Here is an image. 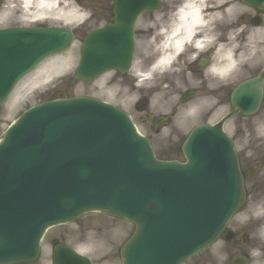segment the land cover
<instances>
[{
  "label": "flooded vegetation",
  "instance_id": "obj_1",
  "mask_svg": "<svg viewBox=\"0 0 264 264\" xmlns=\"http://www.w3.org/2000/svg\"><path fill=\"white\" fill-rule=\"evenodd\" d=\"M251 4H246L242 0H219L217 6L220 14L217 18L207 20L211 22L214 29L208 32V28L195 29L190 40L223 39L224 34L229 30L223 28V23H231L233 29V42L238 53H243L245 57L253 55L260 60H264V0H250ZM78 3L87 7L92 20H105L112 22L113 6L112 0H77ZM183 0H161L153 10L142 12L135 20L133 36L137 44L155 43L167 39L170 26L175 23L176 14L183 5ZM231 8V15L225 19L224 8ZM249 50L248 52H246ZM245 52V53H244ZM204 53L195 52L191 48L186 49L185 65L174 74L177 75L173 81L178 83L177 100L180 103L182 95H189L193 91L195 97L200 93V97L205 100L208 108L207 117L215 115L217 112L225 115L230 111V93L232 88L231 80L222 82L219 85L214 82L203 67V61L210 63V59ZM253 64L245 63L237 69L238 74L252 72L256 68ZM251 73V74H250ZM233 81L238 83L240 75ZM264 91V89H263ZM260 116L248 118L236 116L232 119L233 131L232 139L235 147L240 173L244 188H248L250 193L256 196H264V95L260 105ZM205 121V118H202ZM41 264V263H38Z\"/></svg>",
  "mask_w": 264,
  "mask_h": 264
},
{
  "label": "rangeland",
  "instance_id": "obj_2",
  "mask_svg": "<svg viewBox=\"0 0 264 264\" xmlns=\"http://www.w3.org/2000/svg\"><path fill=\"white\" fill-rule=\"evenodd\" d=\"M10 12H12V17H19L16 13H14V10H11ZM67 19L73 20L70 17H67ZM79 45V39H76L73 42L71 48L66 53L62 54L60 57H53L55 59H53L50 63H47L43 67L37 69L35 72L30 73L16 87L8 101L0 105V136L5 127L15 118L21 109L33 105L40 100H45L53 91H59L60 97L88 96L107 102H114L115 99L113 98V94L110 92L108 89L109 87H107L106 84L107 75L102 76L100 79L90 84L78 81L73 82L68 86V81L73 70L71 67H73L75 57H77ZM64 60H70V62L66 66V69L63 72H60L63 73V75H59L51 82L45 84L46 81H43L44 78L48 76L47 72L62 65L61 63ZM40 73H43L45 77L38 79L39 77H37V75ZM41 82H43L44 86L35 89L37 84ZM124 90L126 92V87H124ZM119 96L125 99L123 100L121 107L126 108L133 117L134 121L138 122L137 120L140 114L134 111L135 108L133 105L136 97L126 96V98H124L122 90L119 91ZM51 97L54 98L55 96L52 95ZM13 99H16L17 101L15 100L16 102H14V105H11L9 108L8 104ZM140 127L144 132L148 131L147 126L144 124H141ZM234 220L228 225V229H230L233 233H237L238 237V231L242 230H240V228H236V226H233L235 224ZM240 222L243 223L245 220H240ZM116 226H119V229L116 230L115 238L112 237L111 240V231L107 229L105 230L104 228ZM102 230H104L103 237L113 241L111 244L109 242H100L98 235ZM132 230L133 225L129 222L116 220L113 217H107L103 216L102 214L91 212L82 215L72 223L63 224L49 229L41 242V247L43 249L50 247L52 237H57V239L63 240L75 247L85 248L87 250L86 252L91 254L93 258L95 257V254L99 256V254L102 252H108L112 255L114 260L113 264H120L118 261L116 248L123 243ZM246 233L248 234L247 239L251 242L249 245L257 247L256 250L259 252L246 248H243L237 252L247 254L249 264H264L263 243H260L259 237L256 234L249 231ZM77 237H79V239H77ZM232 237L234 239L233 242H235V238H237L236 234H234ZM237 252L236 249L231 247L229 243H223V241L217 240L213 245L209 246V248L205 249L199 255L185 264H225L226 258L229 255L236 254ZM98 264H102V262L98 261Z\"/></svg>",
  "mask_w": 264,
  "mask_h": 264
},
{
  "label": "water",
  "instance_id": "obj_3",
  "mask_svg": "<svg viewBox=\"0 0 264 264\" xmlns=\"http://www.w3.org/2000/svg\"><path fill=\"white\" fill-rule=\"evenodd\" d=\"M96 41H97V38H94V37L88 38V40L85 42L86 53L89 50H93V49L89 48V46L94 45ZM93 56L95 57V59L90 64V72L88 70H86L85 68H83V65H81L79 67V69L76 71L74 78H82L84 80H90L91 78H94L95 76H97L100 72H102V71H104L110 67V65H108V64L101 63V61L99 59L100 55L97 56L96 54L93 53ZM127 58L128 57H123L121 59V62H116L114 66H118V68L119 67H125L128 63ZM85 60H87V58H85L84 61ZM15 71H16L15 69L10 70V74L11 75L15 74ZM2 85H3V82H2ZM2 85H1V88L3 87ZM9 86H10V84L8 85V83H7V86L4 87L2 95L0 96V98L6 94V91H8ZM1 91H2V89H1ZM144 145H145V148L148 149L147 142H145ZM153 163H155V162L153 161ZM238 200H239V198H238ZM235 207L236 206H234V208ZM234 208H233V210H234ZM233 210L231 211V213L233 212ZM147 213L148 214L143 216V218H145L146 220H150L151 217H153L155 215V212L152 210H148ZM226 219H227V217L225 218L224 221H226ZM136 224H137L136 232L132 235L131 239L121 249V257H122L123 264H139V263H141V264H164L163 261H165V260H162V257L164 256L166 246H164L163 244H167V241L165 240V243L158 242V243L153 244V245L148 244L147 246L142 247L140 239L138 237L140 226H141L139 219L136 221ZM213 233H214V231H213ZM134 240H137V242L135 243ZM198 241L199 240H196L195 238H191V239L186 238L182 243H180L178 245V247H169L171 250H177L179 252H185L187 250L188 251L186 254H180L179 257H178L177 252H170V254H169L170 258H176V259L173 262H172V260H168L167 264H171V262H172V264H175L177 259L181 258L183 255L184 256L182 258H185L186 256L193 254L194 252L199 250L201 248V246L199 247V245L203 244V242L197 243ZM179 247H186V248L179 249ZM35 248L37 249V245Z\"/></svg>",
  "mask_w": 264,
  "mask_h": 264
},
{
  "label": "bare ground",
  "instance_id": "obj_4",
  "mask_svg": "<svg viewBox=\"0 0 264 264\" xmlns=\"http://www.w3.org/2000/svg\"><path fill=\"white\" fill-rule=\"evenodd\" d=\"M22 3H23V10L25 12L26 11L32 12L31 10L34 11L33 12L35 14L34 18H42L44 15H47L49 13V14H54L56 17L61 18L67 22L66 20L67 17H70L71 19L75 20V19H80L83 15L82 10L77 9L73 6L60 8L59 0H22ZM187 5H188L187 7L188 11L182 13L183 20L181 22L182 26L185 29L184 32L185 35L190 34V31L192 29V24L201 21V16L199 14V11H201L203 8V0H189V3ZM187 16L188 19L184 20V18H186ZM174 26H177V29L175 31L176 33H173V28H172V30L169 32L171 38L160 44L161 50L166 49L168 46H172L175 50L178 51L180 50L182 46V39L181 37H179L177 33V30L179 29L178 21ZM162 55L160 56V60H159L160 62H162L164 59L165 60L167 59V57L164 58ZM225 56H228V53H226ZM226 61L227 60H224L216 64L217 66L220 65L219 69L221 71H224L226 69L227 64L224 63ZM62 63L66 64V62H62ZM43 73L37 75V77H39L38 79L45 77ZM13 102L10 103V106L13 104Z\"/></svg>",
  "mask_w": 264,
  "mask_h": 264
}]
</instances>
